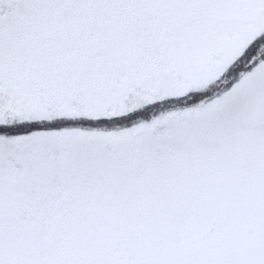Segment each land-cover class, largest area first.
Instances as JSON below:
<instances>
[{
	"label": "snow or ice",
	"instance_id": "snow-or-ice-1",
	"mask_svg": "<svg viewBox=\"0 0 264 264\" xmlns=\"http://www.w3.org/2000/svg\"><path fill=\"white\" fill-rule=\"evenodd\" d=\"M0 264H264V0H0Z\"/></svg>",
	"mask_w": 264,
	"mask_h": 264
}]
</instances>
